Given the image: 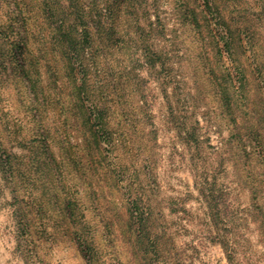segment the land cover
Here are the masks:
<instances>
[{"label": "rangeland", "instance_id": "obj_1", "mask_svg": "<svg viewBox=\"0 0 264 264\" xmlns=\"http://www.w3.org/2000/svg\"><path fill=\"white\" fill-rule=\"evenodd\" d=\"M0 264H264V0H0Z\"/></svg>", "mask_w": 264, "mask_h": 264}, {"label": "trees", "instance_id": "obj_2", "mask_svg": "<svg viewBox=\"0 0 264 264\" xmlns=\"http://www.w3.org/2000/svg\"><path fill=\"white\" fill-rule=\"evenodd\" d=\"M77 53L78 54H81V62H83L84 60H87L86 58H84V55L82 54V52H80V51H78L77 50ZM91 62V61H90ZM90 64V63H89ZM89 64H87V62L85 63V65H84V68H85V70H84V79L87 77V72L89 71V69L88 68H86V67H88L89 66ZM88 69V70H87ZM84 93H86V95H87V93L89 94V89H87L86 88V91H83ZM96 107H97V110H98V112H99V118H100V121L102 122V124L103 125H107V123H108V121L106 120L105 121V118H104V116H103V112H102V108H101V106L99 105V106H97V104H96ZM107 115L105 114V117H106ZM110 116V115H109ZM103 121H104V123H103ZM107 122V123H106Z\"/></svg>", "mask_w": 264, "mask_h": 264}]
</instances>
